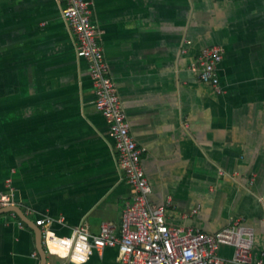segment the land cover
<instances>
[{
  "label": "crops",
  "instance_id": "0c3cea01",
  "mask_svg": "<svg viewBox=\"0 0 264 264\" xmlns=\"http://www.w3.org/2000/svg\"><path fill=\"white\" fill-rule=\"evenodd\" d=\"M92 2L145 149L152 202L166 206L170 225L209 234L244 219L253 259L264 263V0ZM62 8L63 0H0V191L13 188L20 212H0V264H121L118 246L75 250L104 222L120 235L134 192ZM213 46L223 53L220 91L198 71ZM42 218L51 220L45 238ZM219 255L240 264L232 246Z\"/></svg>",
  "mask_w": 264,
  "mask_h": 264
},
{
  "label": "built area",
  "instance_id": "2783aa9c",
  "mask_svg": "<svg viewBox=\"0 0 264 264\" xmlns=\"http://www.w3.org/2000/svg\"><path fill=\"white\" fill-rule=\"evenodd\" d=\"M62 15L77 40L78 56L87 61L95 89V106L109 125V134L119 158L126 181L132 187L134 198L126 203L123 211L121 234L115 226L104 222L98 235L86 234L83 225L78 230L77 248L87 256L95 250L119 247L121 264H225L219 255L223 245L234 247L233 261L240 264H264L254 261L255 233L252 227L237 218L230 225L214 234L192 227L172 226L166 218V206L155 205L153 192L142 165L145 151L131 133L128 115L120 98L115 81L100 42L99 30L93 21L92 0H63ZM218 46L206 48L199 58V77L220 91L217 66L222 60ZM13 188L0 191V209L15 204ZM43 237L51 220L39 219ZM77 235V236H78ZM82 243V244H81Z\"/></svg>",
  "mask_w": 264,
  "mask_h": 264
},
{
  "label": "water",
  "instance_id": "95a60500",
  "mask_svg": "<svg viewBox=\"0 0 264 264\" xmlns=\"http://www.w3.org/2000/svg\"><path fill=\"white\" fill-rule=\"evenodd\" d=\"M18 210L19 209L16 206H12V207H8V208L0 209V212H4V211H14V212L20 213ZM38 229H39V231L41 233V227L40 226H38Z\"/></svg>",
  "mask_w": 264,
  "mask_h": 264
}]
</instances>
